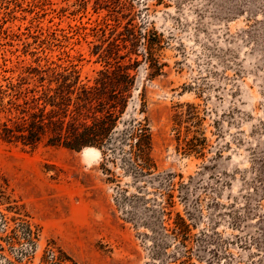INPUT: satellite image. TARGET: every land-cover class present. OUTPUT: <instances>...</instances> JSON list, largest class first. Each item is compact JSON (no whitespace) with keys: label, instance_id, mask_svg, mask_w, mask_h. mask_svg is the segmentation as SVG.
<instances>
[{"label":"rangeland","instance_id":"1","mask_svg":"<svg viewBox=\"0 0 264 264\" xmlns=\"http://www.w3.org/2000/svg\"><path fill=\"white\" fill-rule=\"evenodd\" d=\"M117 65L115 150L0 140V264H264V0H0L3 89ZM135 123L146 174L118 137Z\"/></svg>","mask_w":264,"mask_h":264},{"label":"trees","instance_id":"2","mask_svg":"<svg viewBox=\"0 0 264 264\" xmlns=\"http://www.w3.org/2000/svg\"><path fill=\"white\" fill-rule=\"evenodd\" d=\"M110 68L99 71L100 78L92 86L80 81L76 71L57 74L46 87L45 77L39 78V87L31 89L24 87L28 84L24 81L4 89L0 86V140L30 149L43 142L75 152L96 148L104 156L107 150H115L112 135L127 107L134 77L126 66ZM118 135L121 141L128 142L130 167L140 174L154 168L147 124H131ZM177 219L179 224H175L172 234L186 248L188 227L178 216ZM26 230L28 240L32 234ZM182 258H174L173 263L188 264L187 251Z\"/></svg>","mask_w":264,"mask_h":264},{"label":"bare ground","instance_id":"3","mask_svg":"<svg viewBox=\"0 0 264 264\" xmlns=\"http://www.w3.org/2000/svg\"><path fill=\"white\" fill-rule=\"evenodd\" d=\"M87 150H93V149H87Z\"/></svg>","mask_w":264,"mask_h":264}]
</instances>
